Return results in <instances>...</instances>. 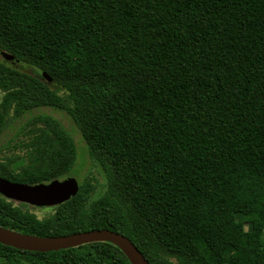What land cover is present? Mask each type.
Here are the masks:
<instances>
[{
	"label": "trees",
	"instance_id": "16d2710c",
	"mask_svg": "<svg viewBox=\"0 0 264 264\" xmlns=\"http://www.w3.org/2000/svg\"><path fill=\"white\" fill-rule=\"evenodd\" d=\"M0 178L64 179L41 208L0 194V226L109 229L151 264H264V0H0ZM47 75L54 81L47 79ZM98 170L102 178L98 176ZM0 264H133L115 244L0 243Z\"/></svg>",
	"mask_w": 264,
	"mask_h": 264
},
{
	"label": "water",
	"instance_id": "95a60500",
	"mask_svg": "<svg viewBox=\"0 0 264 264\" xmlns=\"http://www.w3.org/2000/svg\"><path fill=\"white\" fill-rule=\"evenodd\" d=\"M0 54L8 60L15 59L5 51L0 50ZM47 79L54 82L48 75ZM79 189L80 182L73 176L36 184L0 178V194L9 200L40 208L58 206L76 196ZM97 240L117 245L133 264H151L134 242L124 234L109 229H96L60 236H33L0 226V243L22 250L53 251Z\"/></svg>",
	"mask_w": 264,
	"mask_h": 264
},
{
	"label": "rangeland",
	"instance_id": "374dc122",
	"mask_svg": "<svg viewBox=\"0 0 264 264\" xmlns=\"http://www.w3.org/2000/svg\"><path fill=\"white\" fill-rule=\"evenodd\" d=\"M42 112L50 113L58 117L73 134L74 139L78 146L79 155L75 167L70 171V173L67 176H73L76 177L79 181H82L88 168L90 167L91 161L85 140L82 138L81 133L79 132L75 124L62 112L55 111L52 108H48V107L41 108L39 110H34V113H42ZM24 120L25 119H20L16 121L11 127H9L0 135V145L5 143L17 132L18 128L20 127L21 123ZM98 176L102 178L101 172L99 170H98ZM34 209L40 216L44 213V210H42L40 207H36Z\"/></svg>",
	"mask_w": 264,
	"mask_h": 264
}]
</instances>
